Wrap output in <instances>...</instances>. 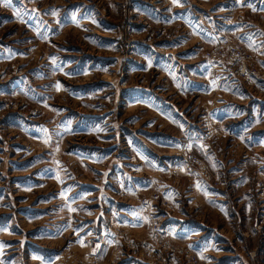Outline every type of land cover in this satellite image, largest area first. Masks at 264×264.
<instances>
[{"label": "rangeland", "instance_id": "374dc122", "mask_svg": "<svg viewBox=\"0 0 264 264\" xmlns=\"http://www.w3.org/2000/svg\"><path fill=\"white\" fill-rule=\"evenodd\" d=\"M254 9L0 0V264H264V62L229 26Z\"/></svg>", "mask_w": 264, "mask_h": 264}, {"label": "crops", "instance_id": "0c3cea01", "mask_svg": "<svg viewBox=\"0 0 264 264\" xmlns=\"http://www.w3.org/2000/svg\"><path fill=\"white\" fill-rule=\"evenodd\" d=\"M245 6H248V5H245ZM254 11L260 16L264 15V9L263 10L262 9H260V10L254 9ZM216 14H218V13H216ZM47 18H51V16H48ZM236 23H238V21ZM229 26H231V27L238 26V30L234 31V32H237V37H239L243 41L244 46H246L249 49L254 50L256 52L257 60L264 62V29H262L261 26L256 25V23L255 24L238 23V25L231 23ZM15 53H16V55L19 54L17 52H15ZM0 56H2L0 59L1 61L8 62L7 57H9V56L11 57L12 53L9 54L8 52H3V54ZM194 64L196 67L195 68L196 75L197 76L201 75V77L203 78L202 84H203V87H204L207 95L212 94L213 88L215 89L217 87V85H219V83H222L221 82L222 80H220L221 77L218 78V81L216 83L215 76H216L217 72L214 73V70H216V69L221 70L222 69L221 71L218 72L220 74H222V73L224 74L225 72H227V70H224L223 68H225V67H222L220 65H218V67H215L216 65H209V64L197 65L196 63H194ZM21 79L22 78L17 79V80L20 82ZM17 80H14L13 83H16ZM194 82L198 83L200 81L195 80ZM245 88H247V85L245 86ZM250 95L251 94H249V95L244 94L242 96L237 95V97L240 99V101H242V102L246 101L247 103H249L250 101L253 102L254 100H257V98L254 95H253V97ZM218 101L220 102L223 100H222V98H219ZM258 102H259L260 106L262 104L264 105L263 100L262 101L258 100ZM260 102H262V103H260ZM216 108H217L216 106L210 107V109H212V110H215ZM241 181H242V179H241V177H239L236 180L237 185H240ZM224 216H226V215L224 214ZM174 220H175L174 223H177L176 226L181 227V230L176 231V240L177 239L180 240V241H177V242H180L179 244L188 243L186 246L189 247V246H192L193 243H196L200 240V236H201L200 233H202L201 231L203 230V227H202V230H201V228H198L197 222H194L193 220H188V219H187V221H185L184 217H178ZM214 239H217V238H214ZM191 248L195 249L194 247H191ZM215 249H216V247H213L214 252L220 251L217 249H216L217 250L216 251ZM226 254L233 255L234 257H236L235 258L236 260L233 261L234 264H238L239 262H243L244 258L240 254L236 253V250H235L234 254H230V253H226ZM223 263L231 264L232 261L230 262L228 259H226Z\"/></svg>", "mask_w": 264, "mask_h": 264}, {"label": "built area", "instance_id": "2783aa9c", "mask_svg": "<svg viewBox=\"0 0 264 264\" xmlns=\"http://www.w3.org/2000/svg\"><path fill=\"white\" fill-rule=\"evenodd\" d=\"M230 47H232L231 44H226L224 46V48H226V49H228ZM245 69H246V67H244V69H242V75H244L246 78L252 77L251 74ZM259 81H261V80H259ZM153 232H154L156 238L161 237L163 234L162 228L159 225L158 226L155 225Z\"/></svg>", "mask_w": 264, "mask_h": 264}, {"label": "snow or ice", "instance_id": "6c2138e0", "mask_svg": "<svg viewBox=\"0 0 264 264\" xmlns=\"http://www.w3.org/2000/svg\"><path fill=\"white\" fill-rule=\"evenodd\" d=\"M173 2L175 3L176 2V0H173ZM33 11H35V10H33ZM16 15H19V13H15ZM55 14V13H54ZM56 87H57V89H59L60 88V85H59V83H57V85H56ZM177 146H179V145H177ZM189 147H191V145H189Z\"/></svg>", "mask_w": 264, "mask_h": 264}]
</instances>
